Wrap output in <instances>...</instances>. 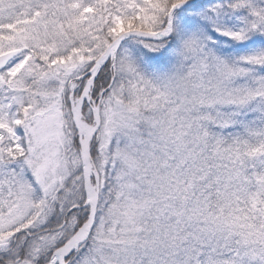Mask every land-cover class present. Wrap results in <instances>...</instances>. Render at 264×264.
Returning a JSON list of instances; mask_svg holds the SVG:
<instances>
[{
	"label": "snow or ice",
	"instance_id": "6c2138e0",
	"mask_svg": "<svg viewBox=\"0 0 264 264\" xmlns=\"http://www.w3.org/2000/svg\"><path fill=\"white\" fill-rule=\"evenodd\" d=\"M0 264H264V0H0Z\"/></svg>",
	"mask_w": 264,
	"mask_h": 264
}]
</instances>
